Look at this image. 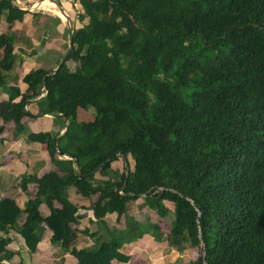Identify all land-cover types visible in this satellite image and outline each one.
Listing matches in <instances>:
<instances>
[{
  "label": "trees",
  "instance_id": "16d2710c",
  "mask_svg": "<svg viewBox=\"0 0 264 264\" xmlns=\"http://www.w3.org/2000/svg\"><path fill=\"white\" fill-rule=\"evenodd\" d=\"M77 2L82 12L72 20L65 63L52 74L30 70L24 93L6 84L15 43L0 35V88L8 96L0 118L19 135L27 103L36 100L39 114L67 121L63 134L38 138L53 163L69 158L64 171L22 179V189H38L24 208L0 200V254L12 256L11 231L35 252L45 224L52 246L77 264L126 263L123 244L145 234L199 248L188 264H264V0ZM4 10L8 22L25 14L7 0ZM79 108L93 120L77 121ZM119 158L125 170L113 179L108 172ZM97 172L109 178L96 181ZM68 186L85 199L98 195L93 219L123 216L125 228L77 249L71 225L79 223V208L66 198ZM139 198L151 210L143 222L127 215ZM166 202L173 204L168 239L158 224L170 212Z\"/></svg>",
  "mask_w": 264,
  "mask_h": 264
},
{
  "label": "crops",
  "instance_id": "0c3cea01",
  "mask_svg": "<svg viewBox=\"0 0 264 264\" xmlns=\"http://www.w3.org/2000/svg\"><path fill=\"white\" fill-rule=\"evenodd\" d=\"M2 0H0L1 2ZM13 7L25 12L22 21H7L8 10L0 13V35L6 34L14 39V53L16 55L13 70L6 73L4 78L8 86H16L21 93L26 91L23 77L30 70L45 69L54 70L68 48V27L73 25L75 13L82 12L77 0H7ZM51 5V6H50ZM3 54V49H0ZM7 94L0 88V104L7 99ZM17 98L15 101H19ZM36 101V100H35ZM35 101L27 103L26 109L30 115L22 119L25 129L19 135H15L14 123H4L0 118V200L9 198L14 200L20 208H24L29 199L37 195L38 189L35 183H28L26 189H22V179L29 175L41 176L47 172H57L61 167L64 171V160L67 156L58 155L57 163H53L47 146L38 137L41 133H50L52 136L61 135L66 130L67 121L64 118L47 114H39ZM93 120L92 112L79 108L77 121L90 122ZM123 158H119L112 164L113 179H118L124 167ZM60 166V167H59ZM64 174V172L62 173ZM61 174V175H62ZM64 176V175H63ZM66 176V175H65ZM109 176L96 173L95 180H105ZM65 196L78 206V224L71 227L76 230V239L73 243L77 249H81L94 243L109 240L108 231L112 227L125 228V218L117 220L115 214L106 215L102 221L92 218L91 204L98 195L85 199L78 194L73 186L66 187ZM56 207H60L55 203ZM140 206V209H139ZM135 207L136 209H133ZM132 208V209H131ZM43 215L49 214L45 205H41ZM149 210L143 204L141 198L130 201L127 215L138 222H143L151 216ZM142 214H147L146 216ZM152 217V216H151ZM152 222L154 219L150 218ZM24 223L17 221V227ZM161 231L164 223L158 222ZM45 231L41 241L37 244L36 251L29 253L24 246L23 239L17 231H11L6 235V250L12 254L10 258H4L0 254V263L3 264H77L69 253H59L58 247L51 244L52 232L45 224ZM87 230L88 232H84ZM163 233V232H162ZM165 241H155L154 237L145 234L138 241L124 243L121 252L130 257L126 263L113 260L111 264H165L163 262V250ZM171 253V252H170ZM173 253V251H172ZM172 264V262L167 263Z\"/></svg>",
  "mask_w": 264,
  "mask_h": 264
},
{
  "label": "rangeland",
  "instance_id": "374dc122",
  "mask_svg": "<svg viewBox=\"0 0 264 264\" xmlns=\"http://www.w3.org/2000/svg\"><path fill=\"white\" fill-rule=\"evenodd\" d=\"M86 22V21H84ZM123 161V160H122ZM124 164H126V161H123ZM125 169H123L124 172ZM108 174L110 176L115 175V173L113 171H109ZM167 207L169 208L170 212L168 214L167 217L162 218V222H164V226L162 228V232L164 234V239L170 236V222L172 220V209H173V204L170 202H166ZM132 209V208H131ZM133 209H136L135 207H133ZM140 209V206H139ZM144 215V214H142ZM147 214H145L144 216H146ZM148 216V215H147ZM171 239L169 238L167 241L166 240H160L161 241H165V243H163V250L162 248L159 249V253H163V262L165 264L167 263H171L172 264H188V261L195 259L196 257H198V255H201L200 249L199 248H192V249H182L181 246H179L180 244H176V242H171ZM159 242V240L157 241ZM173 251V253H172ZM171 252V253H170Z\"/></svg>",
  "mask_w": 264,
  "mask_h": 264
},
{
  "label": "water",
  "instance_id": "95a60500",
  "mask_svg": "<svg viewBox=\"0 0 264 264\" xmlns=\"http://www.w3.org/2000/svg\"><path fill=\"white\" fill-rule=\"evenodd\" d=\"M72 48H73V25L70 23L69 27H68V48H67L64 56L60 60L58 66L50 72L51 74L55 73L65 63V61H66L68 55L70 54Z\"/></svg>",
  "mask_w": 264,
  "mask_h": 264
},
{
  "label": "built area",
  "instance_id": "2783aa9c",
  "mask_svg": "<svg viewBox=\"0 0 264 264\" xmlns=\"http://www.w3.org/2000/svg\"><path fill=\"white\" fill-rule=\"evenodd\" d=\"M42 95H44V92H43V94Z\"/></svg>",
  "mask_w": 264,
  "mask_h": 264
},
{
  "label": "bare ground",
  "instance_id": "6f19581e",
  "mask_svg": "<svg viewBox=\"0 0 264 264\" xmlns=\"http://www.w3.org/2000/svg\"><path fill=\"white\" fill-rule=\"evenodd\" d=\"M51 6V5H50Z\"/></svg>",
  "mask_w": 264,
  "mask_h": 264
}]
</instances>
